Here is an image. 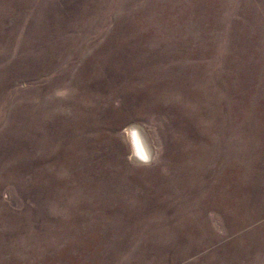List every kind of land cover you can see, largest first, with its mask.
I'll list each match as a JSON object with an SVG mask.
<instances>
[{
	"label": "rangeland",
	"instance_id": "rangeland-1",
	"mask_svg": "<svg viewBox=\"0 0 264 264\" xmlns=\"http://www.w3.org/2000/svg\"><path fill=\"white\" fill-rule=\"evenodd\" d=\"M0 264H264V0H0Z\"/></svg>",
	"mask_w": 264,
	"mask_h": 264
},
{
	"label": "clouds",
	"instance_id": "clouds-1",
	"mask_svg": "<svg viewBox=\"0 0 264 264\" xmlns=\"http://www.w3.org/2000/svg\"><path fill=\"white\" fill-rule=\"evenodd\" d=\"M133 155L138 157L139 161L143 163L144 165L151 164L153 160L152 154L141 145V142L136 138V134L133 133Z\"/></svg>",
	"mask_w": 264,
	"mask_h": 264
},
{
	"label": "bare ground",
	"instance_id": "bare-ground-1",
	"mask_svg": "<svg viewBox=\"0 0 264 264\" xmlns=\"http://www.w3.org/2000/svg\"><path fill=\"white\" fill-rule=\"evenodd\" d=\"M140 141V140H139Z\"/></svg>",
	"mask_w": 264,
	"mask_h": 264
}]
</instances>
